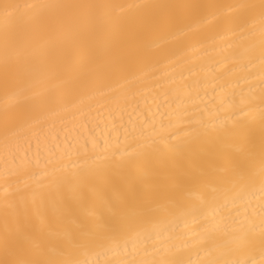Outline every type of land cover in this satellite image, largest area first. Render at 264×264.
I'll list each match as a JSON object with an SVG mask.
<instances>
[{"label": "snow or ice", "instance_id": "obj_1", "mask_svg": "<svg viewBox=\"0 0 264 264\" xmlns=\"http://www.w3.org/2000/svg\"><path fill=\"white\" fill-rule=\"evenodd\" d=\"M257 73L264 0H0V264H264V201L237 203L264 192Z\"/></svg>", "mask_w": 264, "mask_h": 264}, {"label": "bare ground", "instance_id": "obj_2", "mask_svg": "<svg viewBox=\"0 0 264 264\" xmlns=\"http://www.w3.org/2000/svg\"><path fill=\"white\" fill-rule=\"evenodd\" d=\"M19 2H23V0H19ZM67 2H73V3H84V4H88V3H104V2H111V0H67ZM120 2H127V3H132V2H137V3H143V2H150V3H215V4H231V3H236L239 2V0H120ZM176 45L174 44H169L166 45V48H175ZM164 55L168 56L169 58H174L172 56L171 52H167ZM200 57H202L201 60H199V65L202 67V72H201V76L202 78L205 76V74H207L206 77V82L209 84L208 87V96L211 97L214 95V93L211 91V78H212V71H211V66L213 65L215 59H217V54L216 51H214L212 48H209L208 51L206 53L202 52L200 54H198ZM173 66H168V60L162 59L161 64L157 66L156 68V72L155 75L159 76L161 78V82L162 83H167V74L171 73L173 71ZM185 76L188 75L187 72L184 73ZM177 79H179V76L177 74ZM204 80L202 79V83L200 85V88L203 89L204 88ZM264 86L261 85L260 80H259V76L258 73L257 75L252 79L251 81V85L249 86L248 84L244 83V81L240 82V87L235 89V92L238 94L241 89L245 92V93H253L254 95H256L257 97L259 96L260 93V88ZM226 89L228 92H231L232 90L230 88ZM217 92H220V89H217ZM162 99V98H161ZM197 99H206L204 96V91L201 90L200 91V96ZM3 95L2 93H0V105L3 104ZM179 101H174L172 104V109H175V111L173 112V119L174 120H179V119H183L185 116V110L183 105H180V107H177V104H179ZM148 104L152 105V111L154 113H156V118L159 120L162 118L161 114L164 113V117L165 119H167V106L164 104H161L159 111H157L156 105L152 104V100L151 98L148 99ZM201 107H203L204 105L201 104ZM210 106V105H209ZM191 107L189 108V111H191ZM168 111H171V109H168ZM93 115H95V113H93ZM125 119L127 120V117H125ZM118 123V121H117ZM104 126L101 125V128H103ZM3 172V163L2 161H0V173ZM87 200L84 202L83 206H82V210L86 211L88 210V202L91 200L95 199V194L88 192L87 194ZM264 201V192L260 191L259 185L257 184L255 186V188H253L252 190H250L248 193H245L244 199L243 201H237L238 204H243V205H248L250 207L256 208L257 210V224L259 223V206L261 204V202ZM191 218H189L190 221ZM180 227H183V224H180ZM259 229H257L258 231ZM250 254L247 251L244 250H236V251H230L227 252L226 255H224V259L227 260H231V261H242L245 259H249ZM87 258L89 260H95V259H107V258H111V255H109L108 257H104V256H99L97 257L94 253H89L87 255ZM193 258L195 259V255H193ZM255 258L257 260L260 259L259 253H255Z\"/></svg>", "mask_w": 264, "mask_h": 264}]
</instances>
